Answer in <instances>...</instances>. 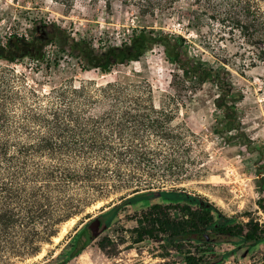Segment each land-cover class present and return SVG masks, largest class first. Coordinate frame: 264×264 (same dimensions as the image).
Here are the masks:
<instances>
[{"label":"trees","instance_id":"obj_1","mask_svg":"<svg viewBox=\"0 0 264 264\" xmlns=\"http://www.w3.org/2000/svg\"><path fill=\"white\" fill-rule=\"evenodd\" d=\"M55 1L69 8L74 2ZM100 1L107 8L118 2L135 7L140 17H154L157 13L156 17L161 18L164 9L172 10L183 0ZM184 1L189 5L188 29L197 31L206 23L217 26L220 38L236 37L250 51H259L257 58L264 60V0ZM177 13H182L181 7ZM126 36L119 46L101 49L103 53L94 57L91 52L94 48L85 39L49 22L35 25L30 39L11 35L4 43L0 42V61L22 63L27 58L57 66L66 52L78 60L96 59L97 68L106 74L110 67L136 60L145 51L160 47L179 73L178 95L182 91L190 95V91L203 87L212 93L215 134L226 144L251 142L243 129L238 107L243 93L225 64L203 60L191 53L183 35L153 25L137 24L130 27ZM47 46L54 47L49 58L44 51ZM9 75L13 73L0 68V264H15L17 259L40 253L42 244L56 235L58 225L76 214L78 189L97 191L112 179L113 186H128L137 181L131 194L141 190L151 192L150 183L141 179L142 175L153 178L159 171L175 166L161 149L132 145L136 136L148 133L179 141L181 134H175L169 127L170 111L114 108L100 117H85L81 106L92 103L94 96L83 85L61 91L55 101L47 103H40L36 91L28 89L26 93L37 101L27 103L22 91L9 84ZM93 93L114 104L144 103L151 98L147 83L134 87L117 79L94 87ZM172 194L175 195L167 192L160 197L168 201L166 209H172L175 215L170 217L157 203L151 205L137 220L136 231L138 240L143 236L167 240L181 255L182 264H214L206 258L214 257L210 244L217 242L219 234L247 243L264 240V224L257 220L232 222L204 199L179 196L181 202L174 203ZM259 207L264 212V201ZM84 235L88 236L85 229L78 233L77 240ZM90 240L88 236L73 247L69 259L78 256Z\"/></svg>","mask_w":264,"mask_h":264},{"label":"rangeland","instance_id":"obj_2","mask_svg":"<svg viewBox=\"0 0 264 264\" xmlns=\"http://www.w3.org/2000/svg\"><path fill=\"white\" fill-rule=\"evenodd\" d=\"M180 7L184 16L177 13ZM188 8L183 0L172 10L164 9L160 18L156 17L157 13L154 17H140L135 7L118 2L107 8L100 0H74L69 8L55 0H0L1 44L11 35L30 39L35 25L49 22L74 33L76 38L85 39L94 48L91 51L94 57L103 53L101 49L119 46L130 27L137 24L183 35L191 53L210 63H223L232 73L243 93L238 104L243 129L252 139L247 145L224 143L214 130L216 111L212 93L203 87L190 91V95L185 91L178 95L179 73L160 47L145 51L136 60L112 66L106 74L97 68L96 59L78 60L66 52L60 56L57 66L27 58L22 63L0 61V68L13 73L14 77L9 75V84L22 91L27 103L55 101L61 91L83 85L94 96L92 103L81 106L85 117H100L114 108L165 110L172 114L169 127L175 134H181L179 141L149 133L132 140L133 146L163 150L175 165L170 170L159 171L153 178L142 175L141 179L150 183L151 192L141 190L131 194L137 181L128 186H113L112 179L97 191L78 189L76 214L58 225L56 235L42 244L40 253L17 259L15 264H182L181 255L167 240L159 243L144 236L137 241V220L151 205L157 203L170 217L175 215L172 209H166L168 201L160 197L167 192L175 193L172 194L174 203L181 202L180 197H199L232 222L253 218L264 224V212L259 207L264 201V60L257 58L259 51H250L236 37L220 38L217 26L206 23L197 31L188 29ZM44 51L49 58L54 47L47 46ZM116 79L134 87L147 83L151 98L144 103L114 104L93 95L94 87ZM28 89L36 91L37 100L26 93ZM97 217L104 221L103 231L87 241L78 256L69 259L72 248L88 238L84 235L82 240H77L78 233ZM64 226L66 231L62 233ZM56 236H60L58 242L54 240ZM210 247L214 251V257L206 258L210 263L264 264V240L247 243L230 237L227 242L211 243Z\"/></svg>","mask_w":264,"mask_h":264},{"label":"water","instance_id":"obj_3","mask_svg":"<svg viewBox=\"0 0 264 264\" xmlns=\"http://www.w3.org/2000/svg\"><path fill=\"white\" fill-rule=\"evenodd\" d=\"M104 227V221L102 219H94L90 222L88 228L90 231V239L95 238L102 230ZM229 235L228 234H219L216 237L217 242H227L229 240Z\"/></svg>","mask_w":264,"mask_h":264},{"label":"flooded vegetation","instance_id":"obj_4","mask_svg":"<svg viewBox=\"0 0 264 264\" xmlns=\"http://www.w3.org/2000/svg\"><path fill=\"white\" fill-rule=\"evenodd\" d=\"M97 219H101V217H97ZM93 220H94V219H93ZM89 224H90V223H88V224L86 225V227H85V230H86V233H87L88 236H89V234H90V231H89V228H88ZM102 229H103V228H102ZM133 230H134V229H133ZM102 231H103V230H101V232H102ZM101 232H100V233H101ZM134 232H136V231H134ZM100 233H99V234H100ZM155 233H156V232H154V235H156ZM159 236H160V237H163V235H162L161 233L159 234ZM143 237H144V236H143ZM143 237H142V238H143ZM145 237L149 238L148 236H145ZM149 239H151V240H153V241H157V242H159V243H160V242H163V241L165 240V239L156 240L155 238H149ZM137 241H140V240L137 239ZM137 241H136V242H137Z\"/></svg>","mask_w":264,"mask_h":264},{"label":"bare ground","instance_id":"obj_5","mask_svg":"<svg viewBox=\"0 0 264 264\" xmlns=\"http://www.w3.org/2000/svg\"><path fill=\"white\" fill-rule=\"evenodd\" d=\"M73 223V221H70V224H72ZM66 231V228H65V226L63 227V230H62V233L63 232H65ZM62 233L60 234V236L62 235ZM60 236H56L55 238H54V240L56 241V242H58L59 240H60Z\"/></svg>","mask_w":264,"mask_h":264}]
</instances>
